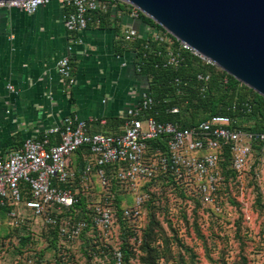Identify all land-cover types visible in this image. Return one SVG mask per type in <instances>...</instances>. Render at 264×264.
Listing matches in <instances>:
<instances>
[{"label": "built area", "instance_id": "obj_1", "mask_svg": "<svg viewBox=\"0 0 264 264\" xmlns=\"http://www.w3.org/2000/svg\"><path fill=\"white\" fill-rule=\"evenodd\" d=\"M52 2L65 11L63 26L73 43L81 44L79 34L88 28H101L104 20L107 25L115 24L116 41L137 74L140 65L129 47L138 41L144 43L143 51L148 53L141 58L146 60L152 54L165 69H179L187 58L199 64L203 72L196 80L201 93L208 90L211 71L223 72L154 22H142L143 15L137 8L119 0H19L0 2V10H17L30 16ZM126 19L141 21L143 32L124 23ZM56 72L69 99L76 81L68 56L57 61ZM141 79L142 84L135 83L129 89L117 133L92 131V126L99 124L94 118L65 116L57 125L0 156V226L4 218L9 229H29L31 223L23 216L29 213L36 224L40 221L42 231L59 239L67 231L74 232L75 218L81 212L88 215L95 210L101 214L102 223L110 224L121 221L117 209L127 206L120 216L122 221L139 222L140 210L150 201L155 186L156 194L161 187L204 208H220L226 182L242 178L261 189L264 132L244 130L227 116H212L189 128L158 123L152 116L157 102L150 94L149 80ZM169 85L176 96H185L187 81L175 78ZM6 89L16 93L10 85ZM177 112V107L172 108L171 113ZM5 244L1 236L0 257Z\"/></svg>", "mask_w": 264, "mask_h": 264}, {"label": "rangeland", "instance_id": "obj_2", "mask_svg": "<svg viewBox=\"0 0 264 264\" xmlns=\"http://www.w3.org/2000/svg\"><path fill=\"white\" fill-rule=\"evenodd\" d=\"M154 190L155 208L146 202L139 222L122 221L127 206L117 209V223H102L95 210L78 213L74 232L59 239L25 213L29 229L0 226L6 242L0 264H264V185L258 189L242 178L226 182L220 208Z\"/></svg>", "mask_w": 264, "mask_h": 264}, {"label": "crops", "instance_id": "obj_3", "mask_svg": "<svg viewBox=\"0 0 264 264\" xmlns=\"http://www.w3.org/2000/svg\"><path fill=\"white\" fill-rule=\"evenodd\" d=\"M64 15L56 2L30 16L0 10V156L65 116L94 118L99 124L92 131L117 133L129 89L143 82L116 41L115 24L88 28L79 34L81 44H77L63 26ZM124 23L140 33L144 30L141 21ZM63 56L70 58L76 81L69 99L56 72ZM8 85L15 94L7 91Z\"/></svg>", "mask_w": 264, "mask_h": 264}, {"label": "water", "instance_id": "obj_4", "mask_svg": "<svg viewBox=\"0 0 264 264\" xmlns=\"http://www.w3.org/2000/svg\"><path fill=\"white\" fill-rule=\"evenodd\" d=\"M119 1L264 99V0Z\"/></svg>", "mask_w": 264, "mask_h": 264}, {"label": "trees", "instance_id": "obj_5", "mask_svg": "<svg viewBox=\"0 0 264 264\" xmlns=\"http://www.w3.org/2000/svg\"><path fill=\"white\" fill-rule=\"evenodd\" d=\"M141 20L144 23L152 24V21L144 16H141ZM106 22L104 20L102 27L107 25ZM143 44L142 41H138L129 49L135 53V63L140 65L138 75L149 80L150 94L157 102V107L155 105V112L152 116L158 123H177L183 128H189L212 116H227L236 120L238 126L244 130L264 132V99L262 97L224 72L216 71H211L208 90L201 93L196 80V76L203 72L199 64L187 58L185 66L177 70L165 69L158 65V57L152 54L147 55L146 60L141 58L143 53L148 54L143 51ZM175 78L188 82L183 97L176 96L169 85L170 81ZM174 107L178 108L177 113H171ZM253 119H255L256 124L251 126L246 124ZM225 156L227 159V151ZM223 170H225V166ZM155 199L158 198L153 194L146 206L155 208ZM81 205L82 203L79 206ZM81 213L84 214V212ZM4 221V218H2L3 223H1V226L6 225ZM149 222L154 223L155 221L151 220ZM8 230L14 229L8 228ZM26 241L29 242V239L26 238Z\"/></svg>", "mask_w": 264, "mask_h": 264}]
</instances>
